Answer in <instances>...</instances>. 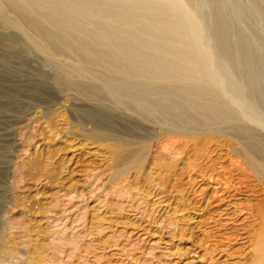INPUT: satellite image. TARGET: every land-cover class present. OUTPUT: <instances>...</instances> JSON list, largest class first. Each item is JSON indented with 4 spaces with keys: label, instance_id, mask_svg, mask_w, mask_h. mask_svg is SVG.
I'll use <instances>...</instances> for the list:
<instances>
[{
    "label": "rangeland",
    "instance_id": "rangeland-1",
    "mask_svg": "<svg viewBox=\"0 0 264 264\" xmlns=\"http://www.w3.org/2000/svg\"><path fill=\"white\" fill-rule=\"evenodd\" d=\"M1 1L0 264H264L256 240L264 223L255 214L264 180L241 151L245 132L264 145V92L252 114L241 108L231 122L175 126L133 108L125 94L120 100L124 88L95 74L108 70L91 73L29 25L8 26L15 14ZM252 1L264 7V0L216 3L264 62V22ZM214 5L191 0L188 10L229 101L244 71L222 65L208 39ZM84 18L92 29L96 19ZM101 84V98L80 88ZM98 110L112 123L93 118Z\"/></svg>",
    "mask_w": 264,
    "mask_h": 264
},
{
    "label": "bare ground",
    "instance_id": "bare-ground-1",
    "mask_svg": "<svg viewBox=\"0 0 264 264\" xmlns=\"http://www.w3.org/2000/svg\"><path fill=\"white\" fill-rule=\"evenodd\" d=\"M2 1L15 14L5 21L8 26L25 23L48 46L72 52L79 67L87 68L91 73L99 67L100 70H108L111 73L108 76L98 70L95 74L99 75L98 78L101 74L106 83L112 82L110 87L115 90L124 88V93L118 96L120 100H125L122 99L125 94L130 98L127 104L131 103L133 108L156 111L172 120L175 126L226 122L235 119L239 113L242 115V110L254 113L262 103L264 62L254 51L255 43L250 42L248 35L239 31L238 26H234L226 16L228 12L225 13L216 0H209L215 5L207 15L209 18L205 19V24L210 27L208 39L222 65L234 68L237 74L241 68L244 71L243 77L241 75L244 83L237 86L234 97L229 101L223 98L226 94L223 82L212 76L208 56L198 44L203 34L196 29L194 15L188 10L191 0ZM251 5L264 22V7L255 1ZM162 13L167 16H161ZM86 15L96 19L92 29H84L82 25ZM103 18H111L113 22H103ZM88 71L84 72L90 74ZM154 80L159 83H154ZM104 84L101 88L90 85H80V88L101 98L107 90ZM244 89L251 99L245 96ZM91 116L100 122H111L108 114L101 110ZM244 140L241 151L245 162L253 168L255 175L262 176L264 180L263 142L249 132L244 133ZM260 205L256 207L255 216L263 224L264 207ZM256 240L259 244L264 243V228L258 231Z\"/></svg>",
    "mask_w": 264,
    "mask_h": 264
}]
</instances>
